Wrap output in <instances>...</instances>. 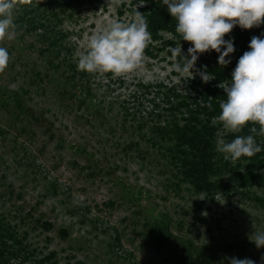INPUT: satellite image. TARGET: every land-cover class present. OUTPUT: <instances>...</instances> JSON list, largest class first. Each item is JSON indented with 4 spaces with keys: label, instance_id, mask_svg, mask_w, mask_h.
I'll return each instance as SVG.
<instances>
[{
    "label": "rangeland",
    "instance_id": "rangeland-1",
    "mask_svg": "<svg viewBox=\"0 0 264 264\" xmlns=\"http://www.w3.org/2000/svg\"><path fill=\"white\" fill-rule=\"evenodd\" d=\"M140 6L138 0L80 6L64 22L72 55L87 51L88 38L108 22L131 21ZM158 35L151 36L152 54L145 53L137 73L115 79L110 73L109 84V73L94 74L97 101L105 97V105L113 104L104 118L84 109H63L52 101L50 89L30 86L25 61H35L37 53L29 43L22 44L17 36L0 44L11 57L0 74V104H12L10 96L18 92L27 105L46 111L43 125L29 124V118L16 124L15 109L0 106V213L16 222L31 214L52 223V230L32 231L30 239L46 252L56 251L61 264H228L231 257L264 264V248L257 249L249 240L264 231V168L247 179L249 164L235 161V169L221 176L227 190L198 194L157 147L146 145L147 130L136 128L139 116L147 118L155 110L140 95L139 84L154 93L160 83L188 90L190 82L172 68L169 51L174 47L163 44L176 37ZM157 102L160 98L154 99ZM124 108L136 111L135 121L123 120ZM219 133L222 138L224 133ZM131 141L141 148L130 150ZM155 219L170 226L172 237L163 246L154 238ZM60 227L64 238L57 233Z\"/></svg>",
    "mask_w": 264,
    "mask_h": 264
},
{
    "label": "trees",
    "instance_id": "trees-1",
    "mask_svg": "<svg viewBox=\"0 0 264 264\" xmlns=\"http://www.w3.org/2000/svg\"><path fill=\"white\" fill-rule=\"evenodd\" d=\"M97 1L99 0H33L34 6L19 8L15 23L22 44L29 43L30 49L37 53L35 61H25L29 71V85L43 90L50 89L52 101L63 109H84L88 115L104 118L107 113L112 112L113 104L108 102L105 105V97L97 101L94 74L77 70L79 57L72 55L73 47L68 41L69 32L64 29L65 20L72 19L80 6L86 2L94 4ZM138 1L143 3L137 9L147 19L152 38L159 39L158 34L161 32L172 33L176 39L164 40L163 44H170L174 48L179 45L183 54L187 55L190 44L175 32L176 21L172 19L162 0ZM261 34H264V25L251 30H242L237 26L226 36L225 39H232L235 46V52L230 56L231 63L226 67L217 63L216 52L201 55L195 68L204 70V66H207V72L215 76L208 83H204L200 76L196 75L195 79H190L188 90L160 83L154 93L150 91V86L139 84L143 89L140 95L149 99L155 110L148 112L147 118L139 116L140 121L136 128L147 130L143 134L146 145L157 147L164 158L175 167L180 178L198 194L212 195L216 191L229 188L228 184L222 182L221 176L230 169H235L231 168L234 162L225 159L224 154L216 151V141L220 138V131L224 133L222 138L225 140L230 141L234 136L225 133L222 124L215 119L220 113V101L226 99L223 89L218 85L222 81L230 83L231 73L239 57L249 50L251 37ZM26 36L32 37V40L26 41ZM146 52L152 54L149 48ZM169 53L172 56V52ZM108 76L109 81L106 84L112 82L110 73ZM10 98L12 104L1 103L0 106L6 110L10 106L15 109L13 115L16 124L26 121L27 118L29 124L43 125L46 121V111L27 105L18 92ZM155 98H160L161 103H154ZM137 116L136 111L129 112L125 109L123 120L131 117L132 121H135ZM48 125L53 126L51 122H48ZM251 127L245 128L241 134L255 135L251 133ZM256 127L258 130V126ZM255 138L264 149V137L256 135ZM141 145L131 141L129 148L140 149ZM142 151L149 152L147 148ZM237 161L239 164H249L246 178H252L256 176L257 170L264 168V150L251 158L242 157ZM151 225L156 243L159 246L165 245L172 237L169 223L163 219H155ZM52 228V223L40 216L23 214L21 220L16 222L0 213V264H61L56 251L46 252L30 239L32 231H50ZM57 233L63 238L66 236L64 227L58 228ZM115 238L119 242L120 238ZM68 264L85 263L80 260L68 261Z\"/></svg>",
    "mask_w": 264,
    "mask_h": 264
},
{
    "label": "clouds",
    "instance_id": "clouds-1",
    "mask_svg": "<svg viewBox=\"0 0 264 264\" xmlns=\"http://www.w3.org/2000/svg\"><path fill=\"white\" fill-rule=\"evenodd\" d=\"M162 3L176 21L175 32L190 44L187 55L181 46L171 49L172 68L186 80L195 79L196 75L204 83L213 80L215 76L207 72V66L204 70L195 68L199 57L216 52L217 63L226 67L231 63L235 46L232 39L225 37L237 26L251 30L264 25V0H162ZM21 6H34L33 0H0V44L17 38L15 18ZM150 42L148 21L137 9L131 21H110L88 38L87 51L79 56L77 70L111 73L114 79L137 73L144 66ZM248 48L239 57L230 83L222 81L218 85L226 99L220 101V113L215 119L234 138L217 139L216 151L233 162L264 150L255 138L264 137V34L251 37ZM10 60L8 49L0 47V74L7 70ZM249 126L255 135H242ZM249 240L257 249L264 248V231L255 232ZM227 259L228 264H255L249 258Z\"/></svg>",
    "mask_w": 264,
    "mask_h": 264
}]
</instances>
